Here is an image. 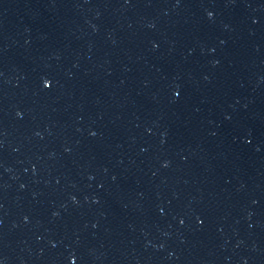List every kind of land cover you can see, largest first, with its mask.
I'll return each instance as SVG.
<instances>
[{
  "label": "water",
  "instance_id": "95a60500",
  "mask_svg": "<svg viewBox=\"0 0 264 264\" xmlns=\"http://www.w3.org/2000/svg\"><path fill=\"white\" fill-rule=\"evenodd\" d=\"M0 264H264V0H0Z\"/></svg>",
  "mask_w": 264,
  "mask_h": 264
}]
</instances>
